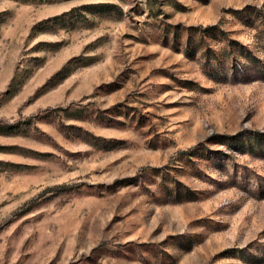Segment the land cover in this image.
Returning <instances> with one entry per match:
<instances>
[{"label": "rangeland", "instance_id": "rangeland-1", "mask_svg": "<svg viewBox=\"0 0 264 264\" xmlns=\"http://www.w3.org/2000/svg\"><path fill=\"white\" fill-rule=\"evenodd\" d=\"M89 1L0 0V264H264V0Z\"/></svg>", "mask_w": 264, "mask_h": 264}, {"label": "trees", "instance_id": "trees-1", "mask_svg": "<svg viewBox=\"0 0 264 264\" xmlns=\"http://www.w3.org/2000/svg\"><path fill=\"white\" fill-rule=\"evenodd\" d=\"M80 9H87V10H94V11H110V10H121L119 4L113 0H96V1H89V2H81L78 4L72 5L67 11H74ZM194 146H192L193 148ZM191 149V148H189ZM59 185V184H56Z\"/></svg>", "mask_w": 264, "mask_h": 264}]
</instances>
